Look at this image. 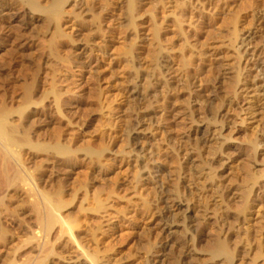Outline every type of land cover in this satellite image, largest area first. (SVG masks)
Returning <instances> with one entry per match:
<instances>
[{"label":"rangeland","instance_id":"1","mask_svg":"<svg viewBox=\"0 0 264 264\" xmlns=\"http://www.w3.org/2000/svg\"><path fill=\"white\" fill-rule=\"evenodd\" d=\"M65 1L51 24L0 0V107L73 152L11 158L25 182L0 195V264H264V111L241 96L250 54L264 57V0ZM44 194L64 203L53 236L33 207ZM159 197L182 206L166 214Z\"/></svg>","mask_w":264,"mask_h":264},{"label":"bare ground","instance_id":"2","mask_svg":"<svg viewBox=\"0 0 264 264\" xmlns=\"http://www.w3.org/2000/svg\"><path fill=\"white\" fill-rule=\"evenodd\" d=\"M23 2H25L29 8L39 14H42L47 21H51L53 23H59L64 10L63 5H65L64 3H66L65 0H54V3L52 4V6L48 7V8H43L42 6H40L38 3H36L34 0H22ZM133 6V5H132ZM134 7V6H133ZM132 7V9H133ZM135 10V9H134ZM135 13V12H134ZM58 29V28H57ZM58 33V32H57ZM56 33V34H57ZM60 33V32H59ZM58 33V34H59ZM59 36V35H58ZM57 36V37H58ZM55 39V38H54ZM53 39V41H54ZM242 43H244V40L241 41ZM56 45V42H53V45ZM239 46V45H238ZM241 52V51H239ZM248 50H245V53H248ZM263 53V52H262ZM261 54L258 53H252L250 54V62L254 63V67L256 69V77L255 79L257 81H252L250 82V85L245 84L241 90V92H243V94L241 96H244L245 98L252 92L250 91H254L255 95L257 96L255 100L252 101H246L250 102L248 103L249 107L247 106L249 111V114H254L259 108L256 107L257 104L261 105L262 110L264 111V57L261 56ZM241 54V53H239ZM243 55V54H242ZM249 55V54H248ZM241 56V55H240ZM242 59V57H241ZM165 60V59H164ZM166 62V61H165ZM167 65V64H166ZM164 66V65H163ZM163 66H159L162 71H163ZM160 69V70H161ZM169 69V68H168ZM158 72V69H157ZM156 72V73H157ZM160 73V72H159ZM165 73V72H164ZM168 73V72H167ZM166 74V73H165ZM238 89V88H237ZM240 92V91H239ZM239 94V93H238ZM245 94V95H244ZM29 96V94H28ZM240 96V95H239ZM238 96V97H239ZM27 98V97H26ZM244 98V99H245ZM237 99V98H236ZM31 100V99H30ZM32 101V100H31ZM238 101V100H237ZM234 102V101H233ZM239 102V101H238ZM30 103V102H29ZM230 103V102H229ZM237 103V102H236ZM234 104V103H233ZM232 104V105H233ZM31 105V104H30ZM237 106V105H235ZM242 106V105H241ZM5 107V106H4ZM232 107V106H231ZM13 110V109H12ZM9 108H2L0 107V195L2 190L5 188V190L8 188H13L14 186L17 185L18 182H25V179L23 177H21L19 174H10V168L13 164L11 158L15 157L16 153L19 152V156H21V154H23V152H26L28 150L30 151H37L38 153H47L49 151H51L55 156L59 157V158H63V159H70L73 155V152L67 148L66 146L62 145V144H54L51 146H44V145H40V144H36L32 141V137L29 136L31 134H27V129L26 127H24L25 129H23V125L22 124H27L26 123H22L23 120H25L24 118V113L25 110L24 109H19L17 111H12ZM30 114V113H29ZM27 115V114H26ZM256 115V114H254ZM14 117H17L18 120L20 122H17V120L14 119ZM225 117V116H224ZM216 120V119H215ZM26 121V120H25ZM227 123V122H226ZM25 126V125H24ZM134 127V126H133ZM139 130V126H137L136 131ZM197 132V130H196ZM204 132V131H203ZM219 132V131H218ZM213 136V135H212ZM143 137V136H142ZM190 137V136H189ZM187 139V138H186ZM34 140V139H33ZM140 140L141 137L140 135L136 134V136L133 138V143L134 146L139 147L140 144ZM208 140H205V143ZM209 142V141H208ZM203 143V142H202ZM196 144V143H195ZM197 145V144H196ZM200 146V145H197ZM203 147V146H202ZM196 148V147H195ZM200 149V147H199ZM203 149V148H201ZM200 149V150H201ZM33 151V152H34ZM183 151V150H182ZM146 152V151H145ZM21 153V154H20ZM29 153V152H27ZM27 153L23 154L24 156H28ZM129 153V152H128ZM52 154V155H53ZM87 154L93 158L99 159L101 158V154L95 151H92L90 149H87ZM130 154V153H129ZM30 155V153H29ZM45 155V154H44ZM47 155V154H46ZM145 155V153H144ZM18 156V158H19ZM76 156V155H75ZM23 157H21L22 160ZM104 158V157H102ZM19 160V161H21ZM60 160V159H59ZM73 160V158H72ZM95 160V159H94ZM16 161V160H14ZM101 161V160H100ZM99 162V161H98ZM17 165V164H16ZM25 165V164H24ZM26 167V166H25ZM15 168V167H14ZM28 169V168H27ZM151 171V169H149ZM14 171V170H13ZM153 172V171H151ZM143 175H141L142 177ZM146 176V175H145ZM202 176V175H201ZM145 178V177H144ZM148 178V177H146ZM141 180V179H139ZM148 180V179H146ZM145 180V181H146ZM150 180V179H149ZM217 186V185H216ZM24 187V186H23ZM19 189V187H17ZM16 188V189H17ZM162 189V188H161ZM13 192H16V190H12ZM23 191V190H22ZM18 192V191H17ZM20 193V191H19ZM24 193V192H23ZM158 193V192H157ZM200 193V192H199ZM3 194V193H2ZM10 194V193H9ZM57 194V193H55ZM87 194V193H86ZM21 195V194H20ZM29 195V194H28ZM33 195V194H32ZM164 196V195H163ZM167 196V195H166ZM26 197V196H25ZM24 197V198H25ZM56 197V196H55ZM63 197V196H61ZM10 198V197H9ZM12 198V197H11ZM14 198V197H13ZM12 198V199H13ZM159 197L158 199L160 200ZM16 199V198H15ZM100 199V198H98ZM25 200V199H24ZM39 200V199H38ZM44 204H35L33 205V207L36 209V213L35 215H37V220H38V224L39 226L43 229V231L46 233L47 236L52 235L55 231L54 228L55 226H57L59 219L62 220L61 218L64 216L62 214V211L64 210V203L62 201V199L60 197H56V198H52L51 195L47 196L46 194L43 195V200ZM176 201V200H175ZM10 203V201H8ZM13 202V200H12ZM26 202V201H24ZM39 202H41L39 200ZM98 202V200H97ZM7 203L4 202L3 199L0 198V248L1 246L8 241L7 239V233L5 230V226H3V218L4 216L6 217L7 211L9 209V207L6 205ZM100 205V204H99ZM182 205L181 204H177L175 202H172L168 199V197L166 198H162L159 203H157L156 207L159 210H162V212L166 213V214H172L174 212L179 211L180 207ZM32 207V206H31ZM33 208V209H34ZM156 208V209H157ZM183 208V207H182ZM181 208V209H182ZM190 209V208H189ZM11 210V209H10ZM17 211V209H15ZM14 210V211H15ZM13 211V209L11 210ZM35 213V212H34ZM12 214V213H11ZM16 215V214H15ZM63 215V216H61ZM162 215V214H161ZM7 216H9L7 214ZM10 217V216H9ZM8 218V220H10ZM12 217V216H11ZM10 217V218H11ZM61 217V218H59ZM165 217V215H164ZM168 218V217H167ZM12 219V218H11ZM15 219V217L13 218ZM64 218L63 221H60L59 223L64 222ZM37 224V225H38ZM72 225V224H71ZM71 231L73 229V227H71ZM74 225V224H73ZM76 226V225H75ZM74 226V227H75ZM59 228V226H57ZM65 227L64 225L61 226V229ZM69 228V229H70ZM169 229V228H168ZM103 230V229H102ZM58 231V230H57ZM68 231V230H67ZM9 232V231H8ZM63 232V231H62ZM60 233V232H59ZM58 233V234H59ZM55 234V233H54ZM57 234V233H56ZM53 236V235H52ZM55 236V235H54ZM55 238V237H54ZM7 239V240H6ZM32 239V238H31ZM257 239V238H256ZM29 243V242H28ZM47 243V242H46ZM7 244V243H6ZM245 245V244H244ZM6 246V245H5ZM44 246V245H43ZM46 246V244H45ZM47 248V247H46ZM48 249V248H47ZM226 250V246H220L218 249V253L220 252H224ZM34 251V250H33ZM46 251V250H45ZM50 251H48L49 253ZM259 253L260 250L258 251ZM257 252V253H258ZM46 253V252H45ZM12 254V253H11ZM44 254V253H43ZM7 255V253H6ZM9 255V253H8ZM49 255V254H48ZM96 255V254H93ZM260 255V254H259ZM47 256V254H45L44 258ZM257 256V254H256ZM7 257V256H6ZM18 257V256H17ZM9 258V257H8ZM7 258V260L9 261V259ZM6 259V258H5ZM19 259V257H18ZM11 260V259H10ZM7 261V262H8ZM18 262L20 260H17ZM71 261V259H70ZM83 261V260H82ZM1 262V261H0ZM17 262V263H18ZM51 262V261H50ZM88 262V261H87ZM53 263V262H52ZM9 264V263H8ZM26 264V263H25ZM78 264H91V263H78ZM95 264V263H94ZM260 264V263H259Z\"/></svg>","mask_w":264,"mask_h":264}]
</instances>
